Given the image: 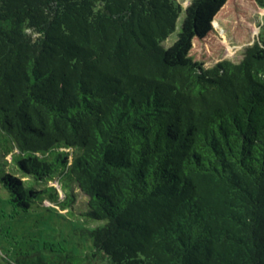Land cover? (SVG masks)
<instances>
[{
	"label": "trees",
	"instance_id": "obj_1",
	"mask_svg": "<svg viewBox=\"0 0 264 264\" xmlns=\"http://www.w3.org/2000/svg\"><path fill=\"white\" fill-rule=\"evenodd\" d=\"M229 2L192 0L165 47L179 0H0V183L23 210L76 185L105 222L48 264H264V31L207 67Z\"/></svg>",
	"mask_w": 264,
	"mask_h": 264
},
{
	"label": "rangeland",
	"instance_id": "obj_2",
	"mask_svg": "<svg viewBox=\"0 0 264 264\" xmlns=\"http://www.w3.org/2000/svg\"><path fill=\"white\" fill-rule=\"evenodd\" d=\"M191 1L179 0L182 14L176 31L164 41L165 47L177 40L185 8ZM214 26L222 44L207 67L225 59L239 62L245 48L264 31V10L257 8L251 0H230ZM11 149L5 134L0 141V177L6 169L7 160L10 161L13 155L11 153L6 159L4 154ZM63 183L65 190L71 192L70 179L66 177ZM49 185L57 188L61 200L65 197L61 181L55 180ZM74 191L76 200L73 206L66 209L45 201L43 205L36 202L31 209L23 210L13 206L8 191L0 183V264H48L49 260H58L66 254L79 259L90 255L93 250L91 232L105 222L89 218L86 198L76 185Z\"/></svg>",
	"mask_w": 264,
	"mask_h": 264
}]
</instances>
